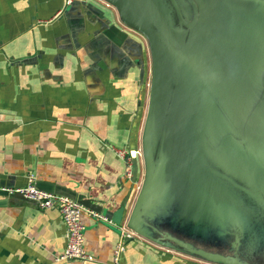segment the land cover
I'll list each match as a JSON object with an SVG mask.
<instances>
[{
    "label": "crops",
    "instance_id": "obj_1",
    "mask_svg": "<svg viewBox=\"0 0 264 264\" xmlns=\"http://www.w3.org/2000/svg\"><path fill=\"white\" fill-rule=\"evenodd\" d=\"M259 1L203 0L208 6H199L200 25L213 14L224 26L223 35L214 39L218 58L202 48L198 63H192L188 53L167 122L148 134L149 45L114 8L105 0H0V190L22 188L33 174L40 189L97 206L84 207L82 214L85 250L92 260L58 263L66 247L60 212L0 191V264H112L121 226L130 224L144 188L145 152L154 157L153 167H179V152L193 143L199 146L198 128L189 124L177 130L174 122L182 118L185 103L192 117L214 113L208 99L212 91L216 108L224 99L231 118L240 120L246 112L256 121L258 131L249 129V135L264 152V69L255 46L264 37L262 11L245 6ZM167 33L173 44L180 39L173 27ZM201 36L197 41L207 43ZM191 72L198 73L197 84L204 88L194 95L186 93ZM119 151L127 153L126 159L137 152L132 163L141 161L138 189L129 201L133 178ZM161 194L145 195L139 230L132 227L139 237L125 241L122 263L216 264L201 256L203 251L224 254L217 244L199 239L207 224L187 226L198 237L186 232L184 222L182 229L175 226L169 215L172 202ZM213 229L220 235L216 224Z\"/></svg>",
    "mask_w": 264,
    "mask_h": 264
},
{
    "label": "rangeland",
    "instance_id": "obj_2",
    "mask_svg": "<svg viewBox=\"0 0 264 264\" xmlns=\"http://www.w3.org/2000/svg\"><path fill=\"white\" fill-rule=\"evenodd\" d=\"M136 1L135 5L156 22L157 26L155 25L154 29L161 37L162 47L166 48L167 44L166 40H163L162 29L155 19L157 12L176 28L180 35L176 44L181 49L189 32L177 23L180 21L179 23L188 25L192 19L190 7L186 6L185 0ZM143 3L153 6V10L144 7ZM177 14L181 16L182 20L178 19ZM198 35L200 32L194 33V37ZM212 46L208 49L210 50L208 54L218 58V54ZM255 46L259 48V67L264 69V41H258ZM193 49L195 47H191L188 53L193 52ZM240 49L246 52V44H243ZM198 56V51L191 54V62L198 63ZM189 77L192 81L191 85L186 88L187 94L194 95L198 91L204 90L197 84L200 78L198 73L191 72V75L186 78ZM256 83L258 84L257 94H259L261 77ZM208 93H210L209 90ZM212 97H214V91L208 99L210 109L216 111L208 117L201 119L192 117L189 112L190 106L185 103L180 112L182 118L175 120L177 130H182V125L185 128L189 124L198 128L199 146L193 143L194 145H189L187 149L179 152L181 159L179 167H176L172 174L174 176H171L173 182L162 188L161 195L163 200L167 198L166 200L172 202V207H170L172 212L169 215L175 226L182 229L184 227L182 222H184L186 223V228L184 227L186 232L198 237L197 231H189L187 226L189 224L198 226L197 223H199V226L201 224L200 227H203L204 224H207V233L199 231L200 234H204L199 239L201 242L205 240L217 244V247H220L224 253L217 255L203 251V253L218 258L213 260L203 257L208 262L264 264V152L261 150L260 144L253 141L252 136L249 135V129L258 131L254 124L256 121L247 118L246 112L240 120L231 118L228 112V103L221 99L218 104L219 108H216L215 104H212ZM163 122L162 120L158 121L155 124V129L160 124L161 130ZM232 123H236L237 127ZM174 128L175 126L172 129ZM233 128L238 134L232 130ZM204 130L207 133L208 130L215 131V134L209 133L206 137ZM219 144L221 147L218 148ZM211 147H216V150ZM144 156L145 161L147 156H150L151 159L154 158L150 151L145 152ZM182 210L185 211V215L181 213ZM178 213L182 215V219ZM211 224L213 226L216 224L220 228V235L215 234Z\"/></svg>",
    "mask_w": 264,
    "mask_h": 264
},
{
    "label": "water",
    "instance_id": "obj_3",
    "mask_svg": "<svg viewBox=\"0 0 264 264\" xmlns=\"http://www.w3.org/2000/svg\"><path fill=\"white\" fill-rule=\"evenodd\" d=\"M105 1L111 4L116 9L122 23L128 28L134 30L139 35H141L149 45V49L152 57V84H151V94H150L151 103H150V109H149V115L147 121V133L150 134L154 130L155 124L158 121L162 120L165 122L168 119V115L171 112L172 104L175 98L176 87L178 85V81L182 73V65L184 58L188 57V51L191 49V47L197 45L205 46V44H208L209 34H206V32L204 31L207 28H209V25L208 23H203L202 25H200L199 10L197 6H195L193 0H189L193 5L192 8L194 11V17H193V22L190 25L181 22L182 27L189 30V35L187 37V40L182 44L180 49L178 44L171 43L170 39L168 38L167 30H169L170 28L172 29V26L164 19V17H162L159 14V12L156 11L157 14L155 15V19L159 23L162 29L164 35L163 40H166V44H167L166 48H164L162 47L160 35L154 29L156 22L153 21L146 13L142 12L141 9L135 5V2H137L136 0H105ZM139 1L144 2V0H139ZM143 6L151 11L153 10L152 9L153 6H148L145 5L144 3ZM178 18L179 20H182L179 14H178ZM197 30H199L198 32H200V35L195 36L194 40H191V34ZM223 30L224 29H219L218 31L212 33L211 34L212 36H210L209 38L211 42L214 43V39L216 38V36L223 35ZM202 33L205 34V37L207 38V43L197 41L198 38L204 39L201 36ZM179 37L180 35H178V38ZM193 50L202 52V50L196 48ZM192 53L193 52H191V54ZM212 149L215 150L214 148ZM147 152H149V150H147ZM140 162L141 161L139 159L133 160L134 170H133L132 187L127 197V201H129L132 192H134V189L136 188V184L138 183V180L141 177ZM146 162H147V166H146L147 177L145 180L144 188H142L143 190L141 191V194L139 196L138 204L135 208L133 218L130 222V225L137 230L139 229L136 226V221L138 219L142 202L145 199V195H147L149 192L151 193L152 196L155 197L159 195L162 191L163 186L170 185L169 178L172 176V174L176 169L175 166H167L163 164L162 165L156 164V166L153 167L152 165L154 162V158L151 159L150 156L149 157L147 156ZM164 173H166L167 177L163 176ZM150 181H153L152 188L150 187ZM14 197L35 204L34 202L27 200L20 194H16L14 195ZM78 201L82 206L90 208L92 210L96 209L97 207L95 205H92L91 202H89V200H78ZM157 203L158 202L154 201V204L157 205ZM151 208L153 209L154 207ZM180 219H182V215ZM201 256L207 259H213V260L218 259L216 256L206 253H202Z\"/></svg>",
    "mask_w": 264,
    "mask_h": 264
},
{
    "label": "built area",
    "instance_id": "obj_4",
    "mask_svg": "<svg viewBox=\"0 0 264 264\" xmlns=\"http://www.w3.org/2000/svg\"><path fill=\"white\" fill-rule=\"evenodd\" d=\"M70 1L71 0H68V2ZM107 5L114 8L109 3H107ZM117 153L121 158L126 159V152L119 151ZM136 156L137 152L131 151L129 152L128 159H126L128 164V177L130 179L133 178L134 170L132 159H135ZM136 189H138V183L136 184ZM0 191L6 193L8 196L20 194L27 200L34 202L42 210L57 209L60 212L65 225L66 247L63 254L56 259V262L59 263L69 260L85 262L92 260L85 250L86 227L82 219V214L85 208L78 200L66 195L56 194L54 192L40 189L37 186L36 176L33 174L27 177L26 186L18 189L4 188ZM94 216L101 217L97 213H94ZM121 231L122 240L117 244L114 250L112 264H123L121 257L124 251L125 241L131 238L139 237L132 226L128 223L121 226Z\"/></svg>",
    "mask_w": 264,
    "mask_h": 264
},
{
    "label": "flooded vegetation",
    "instance_id": "obj_5",
    "mask_svg": "<svg viewBox=\"0 0 264 264\" xmlns=\"http://www.w3.org/2000/svg\"><path fill=\"white\" fill-rule=\"evenodd\" d=\"M193 2H194V4H195V6H197V8H198V10H199V6H208L206 3H204L203 2V0H193ZM185 3H186V6H189L190 7V10H191V14H192V19H191V21H190V24L193 22V17H194V11H193V8H192V3L189 1V0H185ZM172 5V4H171ZM157 6H159V5H157ZM213 6V5H212ZM231 6H244L243 4H236V3H233V4H231ZM245 6H261L260 7V9L259 10H261L262 12H260V14L262 15L261 16V19H262V21H263V26H262V28H261V34H262V32L264 31V0H260L259 2H257V3H250L249 4V2L248 3H246V5ZM178 15V14H177ZM213 16V14H211V16H210V18H209V20H208V25H209V29L207 28L206 29V31H204V32H206V34H209V37H208V44H205V46L203 45H197V46H194L196 49H200V50H202V48L205 50V51H207V52H209L210 50H208V49H210V47L212 46V48H214L215 49V51H216V47H214V43L213 42H211V40L209 39L210 38V36H211V34L212 33H214L215 31H218L219 29H224V26L218 21H216V20H213L211 17ZM179 19V18H178ZM199 21H200V12H199ZM180 22V21H179ZM177 23L178 25H180L181 23ZM171 24V23H170ZM190 24H188V25H190ZM199 25V24H198ZM172 26V25H171ZM173 28H174V30L176 31V28L174 27V26H172ZM198 27V26H197ZM196 27V28H197ZM195 28V29H196ZM211 29V30H210ZM199 30H197V31H194L192 34H191V40H194V33L195 32H198ZM177 32V31H176ZM188 32H189V30H188ZM179 34V33H178ZM189 35V34H188ZM259 41V40H258ZM261 42L262 41H264V37L263 38H261V40H260ZM259 41V42H260ZM211 42V43H210ZM206 48H208V49H206Z\"/></svg>",
    "mask_w": 264,
    "mask_h": 264
}]
</instances>
